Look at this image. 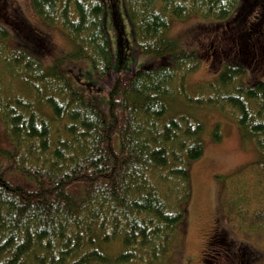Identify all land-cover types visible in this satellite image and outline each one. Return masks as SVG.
Segmentation results:
<instances>
[{
    "label": "trees",
    "instance_id": "trees-1",
    "mask_svg": "<svg viewBox=\"0 0 264 264\" xmlns=\"http://www.w3.org/2000/svg\"><path fill=\"white\" fill-rule=\"evenodd\" d=\"M30 2L67 46L45 61L46 36L36 30L27 38L21 15L3 2L0 118L9 143L0 144L8 160L0 171V264H173L191 194L189 166L204 152L203 106L229 114L257 151L243 167L248 175L223 184L224 212L233 226L241 218L264 223V72L256 70L264 58L254 56L256 39L264 41V0H122L129 53L119 0ZM189 18L235 36L248 60L229 59L189 89L200 58L169 33ZM139 54L156 60L137 66ZM245 73L255 74L252 83L241 79ZM221 135L216 122L210 138ZM252 204L259 208L250 213Z\"/></svg>",
    "mask_w": 264,
    "mask_h": 264
},
{
    "label": "rangeland",
    "instance_id": "rangeland-1",
    "mask_svg": "<svg viewBox=\"0 0 264 264\" xmlns=\"http://www.w3.org/2000/svg\"><path fill=\"white\" fill-rule=\"evenodd\" d=\"M5 1L0 0V10H2ZM106 4V25L111 37L114 39L113 46L116 53V29L114 22L111 21L113 18L111 4L108 1ZM8 5L21 15V19L26 24L25 29L30 32L24 33L27 38V34H30V36L37 35L36 30H41L46 36L48 41L43 54L45 61L51 62L54 57L66 49L67 42H65L61 32L42 23L35 14L30 0H8ZM118 5L125 29V37L129 45L126 49L129 53L128 48L132 46L131 29L128 19L125 17L122 0H119ZM32 27L34 30L31 29ZM263 27L264 16H262L260 29ZM256 30L259 31L258 24ZM260 31L264 33L263 29ZM169 33L174 36L173 38L178 43H183L184 48L188 50L196 49V53L200 58L198 69L188 76L187 87L189 89L201 85L204 81L213 79L218 70L229 59H236L237 61L245 59V55L237 53L239 47L237 46L238 41L235 43V36L230 37L227 32L219 34L218 26L205 23L198 18L173 22ZM253 33H256V31H253ZM211 43L212 46H210ZM260 44H262L263 49L260 48ZM255 45L257 47L255 51L257 52L254 56L256 57L260 52L261 58L259 59L264 58V41L256 39ZM236 53L239 56L238 58ZM147 60H156V58L152 55L139 54L134 62L139 66ZM248 63L249 67L254 68L257 66L250 65L251 61ZM261 63V61L258 62V64ZM72 68H75V63ZM256 70L257 72L261 71V74H263L264 65L261 64ZM253 76L255 74L245 73L241 76V79H244L247 83H252ZM103 96L106 98L105 94ZM197 112L204 124V152L189 166L191 194L187 203L184 235L180 248L171 255V262L173 264H264V238L261 237L264 236V228L262 233L254 230L257 226H264V223L248 226L247 221L241 218L236 219L234 221L236 225L233 226L230 223L229 216L224 212L222 204L223 184L231 182L234 184L237 179L248 175L246 171L249 167H243L257 157L256 147L253 142H249L250 139L242 138L240 129L232 117L229 114H224L221 109L203 106ZM216 122H219L222 134L218 141L210 138L211 127ZM8 143L9 140L0 118V144L8 148ZM6 157L4 155L0 156V171L4 170V166L8 161ZM258 208H254L252 204L249 206V209H251L249 211L252 213ZM250 213L245 214L244 217ZM246 233L252 238L260 237L261 240L244 238L242 234Z\"/></svg>",
    "mask_w": 264,
    "mask_h": 264
},
{
    "label": "flooded vegetation",
    "instance_id": "flooded-vegetation-1",
    "mask_svg": "<svg viewBox=\"0 0 264 264\" xmlns=\"http://www.w3.org/2000/svg\"><path fill=\"white\" fill-rule=\"evenodd\" d=\"M210 46H212V43H211V45Z\"/></svg>",
    "mask_w": 264,
    "mask_h": 264
}]
</instances>
